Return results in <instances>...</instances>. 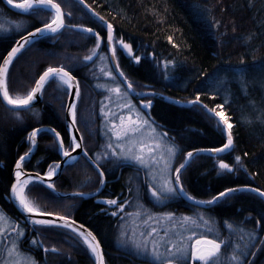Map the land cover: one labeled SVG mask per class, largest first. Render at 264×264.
<instances>
[{
  "label": "trees",
  "instance_id": "obj_1",
  "mask_svg": "<svg viewBox=\"0 0 264 264\" xmlns=\"http://www.w3.org/2000/svg\"><path fill=\"white\" fill-rule=\"evenodd\" d=\"M56 2L64 13H70L65 20L67 28L55 37H47V40L30 46L17 57L20 60L12 80L21 85L22 76L25 78V73L30 72L28 91L47 67L89 55L95 47L94 37L73 30V26L103 31V27L74 0ZM84 2L112 24L116 40L122 38L135 49V56L141 53L145 57L138 67L128 60L125 64L124 74L136 91L149 85L179 102L194 100L199 95L202 104L208 108L224 105V112L233 124V146L222 155H196L181 174L185 191L197 200H209L226 188L247 186L264 191V0ZM35 14L37 16H28L32 22L31 29L51 19V13L46 10ZM14 39H0V57L5 56ZM166 61L175 63L174 68L169 65L167 69L168 78H165ZM159 66L164 69L159 70ZM241 74L247 82L246 88L240 82ZM221 80L225 83L221 84ZM48 85L52 87L53 83ZM26 93V90L19 92L21 95ZM55 93L58 99L65 101V91L57 88ZM10 94L18 93L10 90ZM32 111L37 113L26 120L25 126L8 123L9 126L5 120L2 121L0 114V209L16 223H20L21 217L7 196L15 162L25 154L27 132L34 128L31 121L38 122L35 117L40 118L39 106ZM152 115L168 137L175 139L181 158L194 149L216 148L225 143L224 132L216 127L217 121L201 106L183 108L155 101ZM55 116L60 120V113L56 111L41 115L40 123L35 126L47 125ZM39 141H43V145L39 144L35 154L23 162V169L44 175L49 165L56 164L59 158L57 147L50 143L49 135L41 134ZM237 156L241 157L240 164L236 163ZM221 160L233 168L231 173L218 168ZM110 168L111 175L104 170L108 185L97 196L92 195L101 186L98 172L87 161L67 165L52 182L55 191L48 189L46 184L34 182L26 193L42 212L68 216L88 228L100 241L106 264H144V261L136 260L110 244L114 220L103 212L106 210L103 202L124 198V183L132 184L137 172L126 165ZM77 192L85 195L74 196L73 193ZM172 204L183 213L190 208L199 210L217 227L224 221H243L246 230L255 229L259 235L256 242L259 250L252 248V252L253 249L256 252L252 264H262L264 245L259 242L264 240V201L260 197L249 192L235 193L208 209L188 206L180 198ZM256 221L260 222L259 226H256ZM20 226L25 228L22 249L38 263H42L44 258L47 264H94L86 246L74 233L60 227L44 228L26 223ZM226 233L223 229L221 237L227 236ZM32 239L40 242V246L31 244ZM45 248L58 251L45 253ZM250 256L246 258L248 261Z\"/></svg>",
  "mask_w": 264,
  "mask_h": 264
},
{
  "label": "snow or ice",
  "instance_id": "obj_2",
  "mask_svg": "<svg viewBox=\"0 0 264 264\" xmlns=\"http://www.w3.org/2000/svg\"><path fill=\"white\" fill-rule=\"evenodd\" d=\"M6 2L23 14H35L39 10H48L51 13V19L44 23L42 27H37L35 31L29 32L27 36H22L21 39L24 43H18L17 46L12 47L7 52L5 57H0L3 60V63L0 64V97H2V100L8 106H11L12 109H28L37 98V94L42 93L49 81H56L58 88L62 86L66 87L69 90V94L78 100L80 98L79 83L71 72L63 66L48 67L35 82V87L26 94H10L7 82L9 66L25 45L32 42L37 35L43 38L46 34H57L66 25L65 13L56 0H19V2H16V0H6ZM80 3L83 4L84 0H80ZM98 18L106 24V46L111 51V59H116L117 48L115 45L119 44L129 57L135 60L136 63H139L141 57L133 55L132 45L125 43L122 38L116 40L113 35L112 24L104 21V17L102 16H98ZM5 23L10 27H14L17 31L23 27L22 24L12 21H6ZM73 27H79L80 31L94 36L96 41L95 47L90 50L89 55L83 58L84 61H92L93 57L97 55L96 49H99L101 45L102 37L100 33L94 32L92 28ZM0 31H8L4 23H0ZM169 40L171 41V38ZM100 59L107 60L108 57L101 55ZM169 65L174 68L175 63L173 61H166L164 63L165 78H168L167 69ZM116 69H119L118 63L116 64ZM100 71L113 82L111 84L96 85L98 88L105 89L109 94L105 97L108 100V104L102 102L100 106V115L104 121L103 135L106 137L105 143L101 146L103 151L96 153L95 158H92L88 156V151L82 148V136L78 139L73 135L69 147L65 148L61 134L55 128L33 129L27 137L31 147H29L28 152L20 156L15 162V181L11 183L10 195L7 196L9 202L15 201L19 209L26 214V224L31 223L32 225L44 228L60 227L74 233L91 253L94 258V264H105V257L100 241L91 231L85 229L84 225L77 226L75 220L64 215L58 216L57 220L59 223L57 220L52 219H33L34 215L52 216L53 213L42 212L29 198L26 189L30 184L38 182L42 185L47 183V188L55 191L54 184L51 181L57 174V170L61 167L60 163L49 165L48 171L44 176L36 173L35 177L27 175L23 171V162L36 146L37 136L47 132H51L54 135L55 140L58 142V150L68 160L75 161L76 157L73 156V153L78 149L83 151L84 156L95 165L100 185L105 183V171L102 168L101 162L107 161L118 164L120 161H127L138 166V169H147L145 183L148 184V191L153 201L157 204L181 194L188 200L195 201L196 204L207 205L215 204L222 198L230 197L231 194L237 191L256 192L260 197L264 198V191L258 188L245 187L226 188L209 200H196L183 187L182 170L190 164L196 153L206 151L215 155L231 149L233 146L231 131L233 124L230 123V117L225 114L223 104H217L214 108H208L206 104H202L199 95L194 100L188 101L192 105L199 104L212 117L218 118L216 127L227 132V142L222 147L189 151L186 153L184 161L178 167L173 168L172 161L181 150L169 139L166 131H159L155 121L146 113L141 112L132 103L129 97V93L135 91L132 82L127 80L122 71L119 72V76L124 77L123 84L126 85V88H124L121 86V82L117 81V77L110 68H101ZM243 75L241 74L240 76V82L246 88L247 82L244 80ZM220 83L224 84L225 82L221 80ZM73 88L74 92L72 91ZM136 95L147 96L149 93L140 92L136 93ZM141 103L145 109H150L152 106L151 100H147V102L142 100ZM110 105L120 109V111H114ZM68 113L71 116L69 128H72L77 123L75 102L68 105ZM14 115L17 119H22L19 111L14 112ZM77 131L79 130L77 129ZM235 160L237 164L241 163V157L237 156ZM218 168L225 172L233 171V168L228 163L223 162V160L219 162ZM73 195L83 196L85 194L77 192L73 193ZM104 203L116 205L120 211L124 210L123 204H118L115 199H108ZM112 215L115 216L117 213L113 212ZM127 215L134 217L132 220L133 227L131 235H128V231L124 230V225L120 226L122 229L120 233L121 241L125 245H130L135 250L137 256L145 257L144 264H252V261H248L246 258L249 255L253 257L256 255V252H249L248 249L257 247V233L255 229L246 230L243 221H224L220 227H217L213 221L206 219L200 214H197L196 217L182 216L179 218L172 212L154 215L145 209L142 204L138 205V210L135 213H128ZM136 221H139V223ZM259 225L260 222L256 221V226ZM201 227H203L204 231H197ZM9 228L12 232H15V239L10 240L11 247L5 246L7 256L0 260V264H37L34 258L23 256L20 251L21 244L19 241L25 237V228L21 227L19 223H14L12 217L3 209H0V243L10 237ZM223 229H227L228 235L221 238ZM210 233L213 235L210 236ZM30 242L36 247L40 246V242L36 239H32ZM259 243L260 245H264V240H261ZM257 250H259L258 247ZM48 251L56 252L58 250L56 248L44 249L45 253Z\"/></svg>",
  "mask_w": 264,
  "mask_h": 264
},
{
  "label": "flooded vegetation",
  "instance_id": "obj_3",
  "mask_svg": "<svg viewBox=\"0 0 264 264\" xmlns=\"http://www.w3.org/2000/svg\"><path fill=\"white\" fill-rule=\"evenodd\" d=\"M16 2H19V0H16ZM0 10H1L0 11V19L2 18V14H1L2 11L6 15L7 19L11 18V17H22V18L26 17L27 18L30 15V14L14 13V12L10 11L9 9H7V7L5 5H3L1 0H0ZM69 17H70V15H68V13H65V20H66V18H69ZM99 24H101V23H99ZM101 26L103 27L102 24H101ZM36 28L37 27H34L33 30ZM66 28H67V25L64 29H66ZM72 28H73V30H75L77 32H82V31L78 30L76 27H72ZM84 28H86V27H84ZM64 29H62V30H64ZM95 32L100 33V35L102 37V41H103V46L101 48V51L99 52V55L93 61H91V62L90 61H84V59H83L85 57L84 56V57H81L78 59L71 60L69 62L68 66L60 65V66H63L66 70H69L71 72V74L76 78V81H78V83H79L80 98L75 101L76 112H77V117H76L77 123H76L75 127H76V129L79 130V131H77L79 134V137H81V136L83 137L82 148L86 149L88 151V156H90L92 158H95L96 153L103 151V148L101 146L106 141V139L101 135L102 134V130H101L102 117H101V115H99L100 106H101V103L104 102L106 94L104 91H99L98 87H96L95 85H97V84H109V81H110L109 78H107L105 75H103V73L99 70L101 64H99L100 66L95 65L97 60H100L99 58L101 55L108 57V53H107V49H106V35H107V33H106V30L104 27H103V31L100 29H97V30H95ZM59 33H57L56 35H52V36L55 37ZM82 33H86V32H82ZM86 34H88V33H86ZM92 37H94V36H92ZM1 38H6V39L12 38V39H14L13 36H3V37H0V39ZM17 39L18 38L12 40L13 42L9 46L7 52L11 49V47L13 46L14 42ZM45 39L46 38H43L41 40H45ZM41 40H39L36 43L34 42V44H38ZM115 46L117 48V55H116L115 60H116V64L117 63L119 64L118 70L120 72L122 71L123 73H125L124 70H125L126 61L127 60L129 61L131 58L127 59L125 57L123 51L121 50V48L117 44ZM24 51L20 52L17 55V57L19 55H21ZM7 52H6V54H7ZM17 57L13 60V63L9 66L8 81L7 82H8L9 91L12 90V91L19 94V92L25 91V90L28 92V86H29L28 81H29V77H30V72L25 73V76L27 74V76H26L27 78L26 77L24 78V76H22L23 83H21V85L18 83H15L12 80L14 77L15 71H16L15 66L20 60L19 58L17 59ZM15 60H16V62H15ZM131 60L135 62V60H133V59H131ZM105 62H106V64H108V67L113 71V74L115 75L109 57L107 60H105ZM140 62H141V60H140ZM140 62L139 63L135 62L137 67L139 66ZM104 64L105 63H103L102 65H104ZM106 64H105V66H107ZM97 69H98L100 75L95 76L94 73L96 72ZM32 70L34 71L35 69L32 68ZM38 78H39V76H38ZM127 80L130 81L128 78H127ZM117 81H120L118 79V77H117ZM49 82H52V81H49ZM55 84L57 85V83H55ZM46 86H47V84L45 85L42 93H40V99L41 100L38 104V106L41 108V115L43 117V115L47 114L48 112L49 113L50 112L55 113V111H56V112L60 113V120L57 119V117L55 116L56 119H55V117H53L52 118L53 120L49 124L42 125L40 127H48L50 129L55 128L58 132H60L61 138L64 141L65 148H68L69 144L71 142V137H72L70 135V133L68 132L66 125H65V111H66V105H67V101H68L69 90L64 86L60 87V89L62 91L66 92L65 101H61L60 99H58V97H57L58 95L55 93V90H57V88L54 85H52V87L50 85H48L47 87ZM121 86L125 88V86L122 83H121ZM146 86H147L146 89L139 90V91L135 90L134 92L135 93H140V92L149 93V95L151 93H154V94H157L159 96L169 98L165 93L161 92L160 90H153L151 86H149V85H146ZM32 87H34V85ZM130 99L135 103L136 107L138 109H140L141 112L146 113L148 116H150L151 119L154 120L153 115H152L153 105H154L155 101H161V100L155 99L151 96H144L143 98H141L139 100H134L131 97H130ZM142 100L144 102H147V100H151L152 101L151 108L145 110V108H143V105L141 103ZM36 107H37V105L31 109L26 110L25 112L28 113L29 111H32ZM62 113H63V117H62ZM155 123L158 126V128H160L163 131L162 126L159 125L156 121H155ZM40 127H35V128H40ZM35 128H32L31 130H29L27 132V134H29ZM42 134L49 135L50 136V143H52L54 147H57V151H58L57 154H58V158H59L57 163H60L62 160V156H61L60 151L58 150V142L55 140L54 135L51 132L42 133ZM40 139H41V134L37 136V146L39 144L43 145V141L40 143V141H39ZM26 143L27 144L29 143L27 141V139H26ZM37 146H36V150H37ZM36 150H35V152H36ZM81 161H87L91 166H93L96 169L95 165H93L91 163V161L87 157L84 156V153L79 154V156L76 157L75 161L69 160L66 163V165L63 167V169L69 164L74 163L76 165V163L81 162ZM101 163H102L103 170H105L108 175H111L110 171L112 169L110 167L117 165L114 162H107V161H104ZM63 169H62V171H63ZM137 170H139V171H137L138 173L141 172L140 169H137ZM107 185H108V182L106 181V178H105V183L100 186L101 191ZM103 201H104V199H103ZM19 221H20L19 225H24V223H22L21 219H19ZM29 234H30V232H29ZM41 253L44 254V252H41Z\"/></svg>",
  "mask_w": 264,
  "mask_h": 264
},
{
  "label": "rangeland",
  "instance_id": "obj_4",
  "mask_svg": "<svg viewBox=\"0 0 264 264\" xmlns=\"http://www.w3.org/2000/svg\"><path fill=\"white\" fill-rule=\"evenodd\" d=\"M1 14H2V18L0 19V23H4L5 24V27L8 28V31H6V32L5 31H0V37H3V36H13L15 38L17 36L22 35L23 33H26L27 31L31 30L32 22L30 21V19L28 17L27 18L26 17H24V18H22V17H11V18H8L7 19L6 18V15L4 14L3 11L1 12ZM34 15L37 16V14H34ZM6 21H12V22H15V23H20V24L23 25V27L19 31H17L14 27H10L7 23H5ZM132 49H133V47H132ZM134 50L135 49H133V52H134ZM138 56L141 57V60L145 59V57H143L141 55V53L138 54ZM131 59L129 61H132ZM69 62H67V63H64L63 62L62 64H59V65H57L55 67H59L60 65H66V66H68L69 65ZM132 62L135 63L134 61H132ZM103 63L106 64L105 60H101L100 59V60H97V62H96L95 65L97 66V65L101 64V66L99 65L100 66L99 70L101 68H109L108 67V64H106L107 66H105V64L102 65ZM160 69L162 71L164 68L162 66H159V70ZM94 75L95 76L100 75L98 69L96 70V72L94 73ZM107 78H109V77H107ZM109 80H110V78H109ZM35 82H36V79H35L33 85H35ZM51 83H53V85L56 88H58L57 85L55 84V83H57L56 81H52ZM111 83H113V82L110 80L109 81V84H111ZM98 89H99V91H104L105 94H106V96L109 95L107 93V91H105V89H103V88H98ZM103 103L104 104H108V100L105 99ZM132 103L135 105V103L133 101H132ZM110 107H113V110L114 111H117V112L120 111V109L115 108L112 105H110ZM36 113L37 112H35V111H29L28 113L27 112H24V114H22V112H21L20 113V116H21L22 119H17L16 116L14 115V112H11V111L5 109L0 104V114H1V116L3 118L2 121L5 120V122L7 124L10 123V124H14L15 125V124L20 123L21 126H25L27 124L26 120L29 117L34 116ZM39 114H40V118L39 117H35L38 122H35V120L33 119L31 121V123H33L31 127H34L35 128L36 127L35 125H37V124L40 123V121H41V111L39 112ZM99 115H100V112H99ZM62 117H63V113H62ZM2 121H0V122H2ZM101 124H102V126H101L102 134L101 135L106 139V137L103 135V132H104V127H103L104 121H103V118H102ZM158 130L159 131H162L160 128H158ZM27 137H28V135L26 136V139H27ZM169 139L176 144L175 139L173 140L172 137H169ZM27 141H28V139H27ZM29 147H31L30 142L27 145V149H26L25 153L28 152ZM179 153L180 152L177 153L175 159L172 161V167L173 168L177 167L180 164V162H183V160H184V158H181L180 157ZM121 165L130 166V167L134 168L135 170L138 169V166H136L134 164H131L130 162H127V161H120L117 164V166H121ZM139 169H140L141 172L138 173V175H137V172H136L135 173V176L132 178V181H133L132 184L133 185L129 184L128 182H125L124 183L125 184L124 185V189H125V192H126L125 197L124 198H121V199H115L118 204H123L124 210L123 211H120V209L116 205H108V204L105 203L106 204V210L103 211V212L106 215H110L112 217V219L114 220V229H113V235L110 236V244H112V246H114L115 249H117L119 251H122L123 253H126V254L131 255L136 260L144 261L145 260V257H143V256H137L135 254V250L130 245H125L124 243H122L121 236H120V233H121V230H122L120 226L122 224L124 225V230H127L128 231V235H131V229L133 227L132 220L134 219V217H129L127 214L128 213H135L138 210V205L139 204H142L145 209L149 210L154 215L155 214H164V213L172 212V213L175 214V216L177 218H179V217H182V216H193V217H196L197 214H200V215H203L204 216V214H202V212H200L199 210L193 209V208L192 209L190 208V210L187 211V213H183L181 211V209L180 210H177L172 203L177 200L178 196H176V197H174L172 199L166 200L163 203H159V204L155 203L153 201V198L150 195V192L148 191V184L145 183V181L147 179L146 172L148 170L147 169H144V168H139ZM137 171H139V170H137ZM140 187H141V189H140ZM113 212H116L117 215H115V216L112 215ZM13 222L16 223L15 221H13ZM136 222L139 223V221H136ZM225 230L227 232V229H225ZM197 231H204V229H203V227H201L200 229H197ZM8 232L11 234L10 237L8 239H5L2 243H0V260H2L3 258H5L7 256V252L5 250V246L11 247L12 245L10 243V240L11 239H15V232H12L10 228L8 229ZM226 234L228 235V232ZM209 235L211 236L213 234L210 233ZM258 238H259V235L256 236V242H257ZM125 239H126V237H125ZM23 240H24V238H22L19 241V243L21 244V248H20L21 253L23 254V256H30V257L33 258V256L29 252H25V250L22 249L23 248L22 247V244H23L22 241ZM252 248H249L248 251L249 252H252ZM253 250L255 252V249H253ZM90 256L92 257L91 253H90ZM250 257H251L250 258V261H251L254 257L253 256H250ZM92 259L94 261V258L93 257H92ZM37 264H47V262L43 258L42 259V263H38L37 262ZM105 264H106V260H105ZM262 264H264V260L262 261Z\"/></svg>",
  "mask_w": 264,
  "mask_h": 264
},
{
  "label": "water",
  "instance_id": "obj_5",
  "mask_svg": "<svg viewBox=\"0 0 264 264\" xmlns=\"http://www.w3.org/2000/svg\"><path fill=\"white\" fill-rule=\"evenodd\" d=\"M76 2H78L88 13H89V15L91 16V17H93L95 20H97V21H99L102 25H104V27L106 28V24L104 23V22H102L99 18H98V15H94L93 13H95L94 11H92L85 3H83V4H81L80 3V0H75ZM2 2H3V4L7 7V9H9L10 11H12V12H14V13H21V12H19V10H17V9H15V8H13L12 6H10V5H8L7 4V2H6V0H2ZM21 14H23V13H21ZM96 14V13H95ZM40 27H42V26H40ZM78 30H80L79 28H77ZM33 31H35V29L34 30H32V31H30V32H33ZM106 32H107V29H106ZM87 33V32H86ZM28 34V33H27ZM27 34L26 35H24V36H27ZM88 34H90V33H88ZM51 35H55V34H51ZM92 35V34H91ZM46 36H49V34H46L44 37H46ZM93 36V35H92ZM43 37V38H44ZM40 39H42V37H40L39 35H37L35 38H34V40L32 41V42H30V43H28V44H26L25 45V47L22 49V51L25 49V48H27V47H29L30 45H32L34 42H36V41H38V40H40ZM18 43H24V41L21 39V38H19V39H17L15 42H14V44H13V46L12 47H14V46H17V44ZM106 45H107V39H106ZM131 45V44H130ZM102 46H103V41H102V39H101V45H100V48L99 49H96V51H97V55L96 56H94L93 57V60L98 56V54H99V52L101 51V48H102ZM118 46L120 47V45L118 44ZM11 47V48H12ZM121 48V47H120ZM106 49H107V52H108V55H109V58H110V61H111V64H112V66H113V69H114V72H115V74H116V76L118 77V79L120 80V82L123 84V81H124V77H120L119 76V70H117L116 69V61L115 60H112L111 59V51H110V49L106 46ZM122 49V48H121ZM11 50V49H10ZM9 50V51H10ZM123 50V49H122ZM123 53H124V55H125V57L126 58H129V56H128V54L126 53V51H124L123 50ZM7 55V54H6ZM5 55V56H6ZM92 60V61H93ZM91 62V61H90ZM3 63V60H2V62H1V64ZM39 79V78H38ZM124 86H125V88H126V85L125 84H123ZM35 87V86H34ZM73 92H74V88H73V90H72ZM129 95L133 98V99H136V100H138V99H141V98H143L144 96H138V95H136L135 93H133V92H130L129 93ZM147 96H151V97H153V98H155V99H159V100H161V101H163V102H165V103H168V104H172V105H175V106H178V107H183V108H189V107H192V106H194V105H192V104H189L188 102H179V101H176V100H174V99H170V98H166V97H163V96H159V95H157V94H154V95H152V93L150 94V95H147ZM40 94H37V98L32 102V104L30 105V107L29 108H31V107H34V106H36V105H38L39 104V102H40ZM76 101V99H75V97L73 96V95H70V94H68V101H67V105H66V111H65V125H66V128H67V130H68V132L70 133V135L71 136H73V135H75L78 139L80 138L79 137V134H78V132H77V129H76V127L74 126V127H72V128H69V124L71 123V116L69 115V113H68V105L69 104H71V103H73V102H75ZM0 102L3 104V106H5L7 109H9V110H11V111H24V110H26V109H12L11 108V106H8L3 100H2V97H0ZM198 106H200L199 104H197ZM28 108V109H29ZM145 110H147V109H145ZM204 110V109H203ZM205 111V110H204ZM206 112V111H205ZM207 113V112H206ZM209 116H211V114L210 113H207ZM212 117V116H211ZM216 121L218 120V118H215V117H213ZM40 128H44V129H50V128H48V127H40ZM224 132V135H225V143L227 142V132L226 131H223ZM36 146H37V144H36ZM36 146L33 148V150H32V153L26 158V159H30L31 158V156L35 153V150H36ZM222 147V146H221ZM229 150V149H228ZM228 150H225L224 152H221V153H219V154H211V153H208V152H200V153H196L195 155H194V157L196 156V155H201V154H206V155H213V156H217V155H222V154H224L225 152H227ZM81 153H83V151H81V150H77L76 152H74L73 153V156L74 157H78L79 156V154H81ZM61 156H62V154H61ZM69 160L67 159V158H65V157H63L62 156V160H61V162H60V164H61V167H60V169H58L57 170V174L53 177V179H52V181L51 182H53V181H55L59 176H60V174H61V171H62V169H63V167L66 165V163L68 162ZM184 170V169H183ZM182 170V171H183ZM24 171V170H23ZM14 172H15V167H14V169H13V173H12V182H14L15 181V176H14ZM24 173H26L27 175H31V176H33V177H35V174L36 173H31V172H26V171H24ZM228 173H231V172H228ZM41 176H44V175H41ZM45 184H47V183H45ZM245 187H247V186H244V187H238V188H245ZM249 188H251V187H249ZM240 192H249V193H253V194H255V195H257L258 197H260L256 192H252V191H237V192H235V193H240ZM235 193H233V194H235ZM9 195H10V189H9ZM96 195V194H95ZM180 198L182 199V201H184L185 203H187V204H189L190 206H195V207H198V208H202V209H208V208H210V207H212L214 204H212V205H207V204H196L195 203V201H193V200H188L183 194H181L180 195ZM263 201H264V198H262V197H260ZM11 203V205H12V207L15 209V211L21 216V218H22V222H26L25 221V215L26 214H24L20 209H19V206H18V204H16V202L15 201H12V202H10ZM57 218H58V216H41V215H34L33 216V219H52V220H57ZM57 222L59 223V221L57 220ZM29 224H31V223H29ZM76 224H77V226L78 225H81L80 223H78V222H76ZM85 227V226H84ZM85 229H87L88 231H90L88 228H86L85 227Z\"/></svg>",
  "mask_w": 264,
  "mask_h": 264
},
{
  "label": "bare ground",
  "instance_id": "obj_6",
  "mask_svg": "<svg viewBox=\"0 0 264 264\" xmlns=\"http://www.w3.org/2000/svg\"><path fill=\"white\" fill-rule=\"evenodd\" d=\"M75 1V0H74ZM1 2H2V0H1ZM76 2V1H75ZM3 3V2H2ZM88 15H89V13L78 3V2H76ZM85 3V2H84ZM86 4V3H85ZM4 5V4H3ZM87 5V4H86ZM88 6V5H87ZM89 7V6H88ZM90 8V7H89ZM91 9V8H90ZM92 10V9H91ZM93 11V10H92ZM90 16V15H89ZM91 17V16H90ZM94 21H96L97 23H100L99 21H97V20H95L93 17H91ZM101 25V24H100ZM103 27H104V25H103ZM105 28V27H104ZM105 30H106V28H105ZM107 33V32H106ZM125 42V41H124ZM125 43H127V42H125ZM130 44V43H129ZM156 77V76H155Z\"/></svg>",
  "mask_w": 264,
  "mask_h": 264
}]
</instances>
